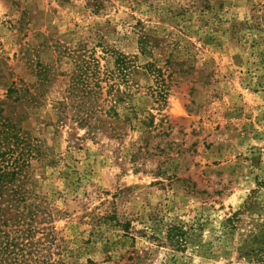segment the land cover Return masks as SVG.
I'll return each mask as SVG.
<instances>
[{"label": "rangeland", "instance_id": "374dc122", "mask_svg": "<svg viewBox=\"0 0 264 264\" xmlns=\"http://www.w3.org/2000/svg\"><path fill=\"white\" fill-rule=\"evenodd\" d=\"M6 164L0 240L31 229L48 264H247L264 0H0Z\"/></svg>", "mask_w": 264, "mask_h": 264}, {"label": "trees", "instance_id": "16d2710c", "mask_svg": "<svg viewBox=\"0 0 264 264\" xmlns=\"http://www.w3.org/2000/svg\"><path fill=\"white\" fill-rule=\"evenodd\" d=\"M16 137H18L17 133ZM7 168V164L0 165V187L6 185ZM20 232L12 237L3 234L0 240V264H48L46 260L39 257V251L29 238L31 229H23ZM183 235L184 231L181 226H170L166 230L165 240L173 250L183 249ZM247 264H264V245L256 251H251L247 257Z\"/></svg>", "mask_w": 264, "mask_h": 264}]
</instances>
